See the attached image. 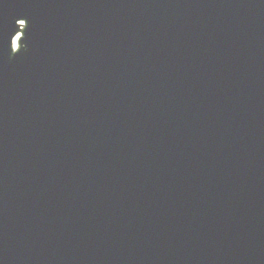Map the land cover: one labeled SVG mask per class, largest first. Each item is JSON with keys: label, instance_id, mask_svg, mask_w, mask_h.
Here are the masks:
<instances>
[{"label": "water", "instance_id": "95a60500", "mask_svg": "<svg viewBox=\"0 0 264 264\" xmlns=\"http://www.w3.org/2000/svg\"><path fill=\"white\" fill-rule=\"evenodd\" d=\"M0 264H264V0H0Z\"/></svg>", "mask_w": 264, "mask_h": 264}]
</instances>
